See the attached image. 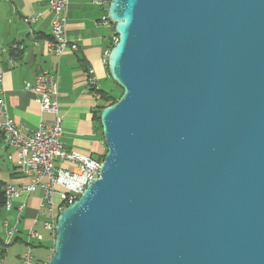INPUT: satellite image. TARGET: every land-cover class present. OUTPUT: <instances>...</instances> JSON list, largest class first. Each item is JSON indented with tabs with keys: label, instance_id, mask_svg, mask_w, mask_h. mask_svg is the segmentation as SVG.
<instances>
[{
	"label": "water",
	"instance_id": "water-1",
	"mask_svg": "<svg viewBox=\"0 0 264 264\" xmlns=\"http://www.w3.org/2000/svg\"><path fill=\"white\" fill-rule=\"evenodd\" d=\"M99 178L45 264H264V0H110Z\"/></svg>",
	"mask_w": 264,
	"mask_h": 264
},
{
	"label": "crops",
	"instance_id": "crops-1",
	"mask_svg": "<svg viewBox=\"0 0 264 264\" xmlns=\"http://www.w3.org/2000/svg\"><path fill=\"white\" fill-rule=\"evenodd\" d=\"M93 1L68 0L65 33L69 42L77 45V49L67 50L58 60L49 54L47 48L51 24L47 2L0 0V98L8 117L20 126L21 135L26 137L36 130L41 121L50 122L53 119L52 115L40 112L32 87L41 73L57 71L58 108L63 127L60 143L69 153L76 152L92 160H100L106 149L100 122L94 118V109L98 103L87 90L86 76L88 68H91L100 90H103V85L110 86L104 56L111 48V37L115 33L111 24L103 25L100 22L105 6ZM26 19L34 21L27 22ZM0 153L9 165L1 172L4 175L8 173L13 180L7 184L25 182L17 170L13 171L14 165L7 161V155L12 154L13 150L3 141L0 143ZM62 165L63 168H71L64 161ZM33 193L14 199L12 209L4 214V242L6 243L5 232L8 228L17 226L19 230L14 239L6 244L5 251L0 256V261L4 264L11 261L9 250H14L13 258H17L19 264L21 254L27 250L24 236H27L26 232L30 227L38 225L33 226L34 220L41 218L38 216V209L42 193ZM21 204H24V211L18 220L16 210Z\"/></svg>",
	"mask_w": 264,
	"mask_h": 264
},
{
	"label": "built area",
	"instance_id": "built-area-1",
	"mask_svg": "<svg viewBox=\"0 0 264 264\" xmlns=\"http://www.w3.org/2000/svg\"><path fill=\"white\" fill-rule=\"evenodd\" d=\"M49 6L51 14L50 40L47 44L48 52L56 59H60L67 51L77 49L66 37L65 27L67 22L68 0H44ZM95 4L105 6L100 22L103 25L110 24L107 9L109 1H93ZM33 22L32 19H26ZM118 41L114 34L111 37V45ZM110 50L105 53L104 62ZM1 76V75H0ZM1 78V77H0ZM87 90L97 102L100 100V87L91 68L87 70ZM32 92L39 104L40 112L52 115L50 122L41 121L36 130L28 136L21 135V128L11 120L6 112L3 100L0 98V133L3 142L13 150L6 159L17 169L21 177L26 180L20 184H8L5 187L4 211L12 209L14 199L22 195H29L36 190L42 193L38 216L42 220V228L52 240L55 239V227L58 214L67 206L75 202L83 193L86 186L99 178L102 159L92 160L76 152H67L60 143L63 135L62 115L58 108V72H43L37 76ZM62 160L71 168H55V161ZM57 197V202L55 201ZM18 220L24 211V204L17 207ZM39 223L35 219L33 226ZM19 233L17 226L8 228L5 232L6 243L9 244ZM27 237L32 241L41 242L42 237L33 227L27 232ZM30 246L20 256L19 264H32Z\"/></svg>",
	"mask_w": 264,
	"mask_h": 264
},
{
	"label": "rangeland",
	"instance_id": "rangeland-1",
	"mask_svg": "<svg viewBox=\"0 0 264 264\" xmlns=\"http://www.w3.org/2000/svg\"><path fill=\"white\" fill-rule=\"evenodd\" d=\"M110 81V86L107 85H103L102 89L105 90L106 92H109L113 95H119L120 93V88L117 87L111 79H109ZM112 84V85H111ZM114 84V85H113ZM112 86V87H111ZM0 156H2V158L0 159V166L2 167L0 169V181L8 183L9 181H13L9 178L8 173L2 174V169H6L8 168V164L6 163L5 158H3V154L0 153ZM62 165V160L58 159L55 161V168H61ZM35 195H40V191H36L35 193H33ZM55 201L57 202V197H55ZM42 218L39 219V223L38 225L34 228V230L37 232L38 235H40L42 237V241L41 242H37V241H32L30 240L27 236H24V238L26 239V243H30L31 247L29 248V252L32 256V264H40L41 261L43 260H47L48 258H46V254H47V250L46 247H50L53 246L54 240H52L50 238V236L48 235L47 232H45L42 228ZM23 226V225H22ZM21 228V226H20ZM0 232L2 233V226H0ZM20 246V245H19ZM10 252V262L7 264H17V258H13V255H15L14 250H9ZM20 263V261H19ZM0 264H4V262L0 261Z\"/></svg>",
	"mask_w": 264,
	"mask_h": 264
},
{
	"label": "trees",
	"instance_id": "trees-1",
	"mask_svg": "<svg viewBox=\"0 0 264 264\" xmlns=\"http://www.w3.org/2000/svg\"><path fill=\"white\" fill-rule=\"evenodd\" d=\"M107 1H110V0H107ZM113 46L111 45V48ZM111 48H109L108 50H111ZM100 94H101V97H100V100L97 101L98 105L95 106V109H94V118L99 122V114H100V111L102 109H104L105 107L107 106H110L112 104H114L119 98L120 96L122 95V90H120V93L119 95H113L109 92H106V91H103V90H100ZM1 141H3V137H2V134L0 133V143ZM104 156H102L101 159H103ZM17 169L14 167L13 171H16ZM14 175V174H13ZM8 184L5 183V182H2L0 181V226H2V223H3V220H4V214H5V211H4V205H5V187L7 186ZM30 246V243H26V246ZM6 244L2 238V233L0 232V256L3 255L4 251H5V248H6ZM46 250H47V254H46V258H49L52 254V251H53V246H48L46 247ZM47 260H43L40 262V264H45Z\"/></svg>",
	"mask_w": 264,
	"mask_h": 264
}]
</instances>
